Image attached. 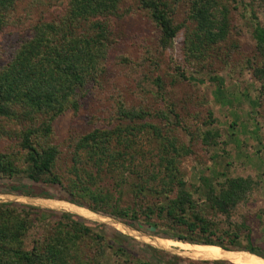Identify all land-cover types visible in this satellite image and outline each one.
I'll list each match as a JSON object with an SVG mask.
<instances>
[{
	"label": "rangeland",
	"instance_id": "1",
	"mask_svg": "<svg viewBox=\"0 0 264 264\" xmlns=\"http://www.w3.org/2000/svg\"><path fill=\"white\" fill-rule=\"evenodd\" d=\"M219 1L224 4L229 24L222 41L208 44L189 17L187 0H180L169 13L172 25L178 28L162 47L159 28L148 11L137 0H117L115 15L102 19L107 41L105 56L94 70V81L88 83L76 110H64L51 122L49 141L58 150L52 169L60 185L46 186L49 194L65 198L63 187L72 181L82 182L89 172L94 179L90 189L108 193L112 203L134 210L138 218L132 223L141 230L128 227L142 236L175 240L172 236L181 232L187 237H201L197 228L190 231L157 217L155 211L148 222L143 220L148 211L145 206L152 207L162 199L157 193L166 185L161 182L166 179L161 165L165 158L172 157L195 202V211L214 223L208 238L229 245L225 232L236 228L239 247L246 245L248 233L250 244L264 254V75H254L253 71L264 57L255 50L249 20L252 12L263 23V10L258 0ZM65 9L66 0H12L2 13L6 23L0 30V65L31 37L34 25L57 23ZM77 26L76 32L84 28L82 32L91 33L88 24ZM121 110L128 114L120 116ZM2 123L7 129L20 128L7 121ZM92 129L112 133L108 148L122 152V174L117 170L108 172L104 166L96 174L93 158L83 149H78L72 159L74 141ZM119 129L123 140L120 144L115 139ZM206 129L216 131L217 140L223 144L204 141ZM6 144V140H0V150ZM235 176L254 181L245 200L229 209L227 215L210 208L197 188L200 178H207L216 188L225 178ZM10 181L28 182L18 177ZM7 182L0 179V202L43 208L20 201L19 194L4 192ZM139 186H143L142 193L137 192ZM174 195L175 188L168 193L169 197ZM57 218L49 214L42 222H34L23 239L24 249H29L34 239L50 234ZM102 224L106 241H121L146 264H171L169 255L180 258L176 264H230L225 258H211L224 260L213 263L202 261L203 255L198 253L167 252ZM236 250L243 251L238 247ZM240 251L228 252L239 261L253 262L249 254Z\"/></svg>",
	"mask_w": 264,
	"mask_h": 264
},
{
	"label": "trees",
	"instance_id": "2",
	"mask_svg": "<svg viewBox=\"0 0 264 264\" xmlns=\"http://www.w3.org/2000/svg\"><path fill=\"white\" fill-rule=\"evenodd\" d=\"M179 1L172 0L168 3L167 0H137L138 5L148 11L159 28V43L162 47L167 45L178 28L177 25H172L169 13ZM11 2L12 0H0V30L6 23L2 13L9 8ZM258 2L263 10V23L251 12L250 35L257 54L263 58L264 0ZM187 3L189 17L195 22L203 39L208 44L222 41L229 30L222 1L187 0ZM116 7L117 0H66L65 13L57 23L34 25L31 37L20 43L8 60L0 65V140L7 141L6 146L0 150V179L8 180L4 185L7 188L4 192L65 200L141 230L132 223L138 218L133 209L112 203L108 193L90 189L89 185L93 184L94 179L88 171L82 182L72 181L69 186L63 187L67 194L65 198L49 194L46 190V186L60 185L59 178L52 169L58 150L49 141L51 122L64 110H76L88 83L94 81V70L105 56L107 41L102 19L115 15ZM79 24H88L91 33L87 35L82 32L84 28L76 32ZM253 71L254 75H264V62ZM120 113V116L128 114L122 110ZM3 121L19 125L20 128H4ZM119 132L120 129L115 139L120 144L123 140L120 139ZM110 134L112 133L104 129H92L80 136L74 141L72 159L78 149H83L89 158H93L96 174L104 170L103 166L108 172L117 170L122 174L124 164L119 161L122 159V152L108 148ZM218 138L216 131L205 130L204 141L223 144ZM168 143L171 144V141ZM171 146L173 147L172 144ZM161 166L166 178L161 179V182L166 185L163 186L164 190L157 192L162 195L160 203L152 207L145 206L149 212L144 213L145 222H148L149 216L155 211L157 217L172 220L190 231L197 228L202 233L201 237L192 238L178 232L172 236L175 240L214 244L226 250L238 247L264 259V254L256 251L250 244L248 233L245 235V246L239 247L236 244V228H232L228 234L225 232L230 238L229 245L209 239L214 223L195 211V202L186 189L184 180L179 177L175 160L172 157L165 158ZM15 177L28 182H11ZM253 185L254 181L250 177L235 176L225 178L215 188L207 178L201 177L197 188L202 190L204 201L210 208L227 215L229 209L245 200ZM174 188L175 195L169 197L168 193ZM142 191L143 186H139L137 192ZM49 214L58 216L50 234L42 239H34L30 248L24 249L23 239L28 229L34 222L45 220ZM125 218L128 219L125 221ZM101 228L102 223L84 221L69 213L16 202H0V264L147 263L135 258L121 241H106ZM169 258L172 259L171 264L180 261L176 255H169ZM201 259L213 263L224 261L203 256ZM245 262L260 264L256 260Z\"/></svg>",
	"mask_w": 264,
	"mask_h": 264
},
{
	"label": "bare ground",
	"instance_id": "3",
	"mask_svg": "<svg viewBox=\"0 0 264 264\" xmlns=\"http://www.w3.org/2000/svg\"><path fill=\"white\" fill-rule=\"evenodd\" d=\"M19 199V196H18ZM20 201H23L25 203H29L35 206L47 208L50 210L55 211H63L68 212L71 214H74L78 217L88 219V220H96L98 222L106 223L114 228L118 229L119 231L130 233L135 238H137L140 241L148 242L150 244H155L157 247L162 248L163 250H167V252H173V253H179V252H192V253H198L200 255L210 257V258H225L227 259L231 264H247L242 261H239L231 256V254L226 251V249H222L220 247L215 246L214 244H191V243H183L182 241H175L170 239H162L157 237H144L142 236L139 231H136L134 229H131L130 227H127L123 225L120 222L114 221L106 216H102L98 213H95L93 211L88 210L87 208L80 207L79 205H75L71 202H67L64 200L59 199H49V198H38V197H26L21 196ZM144 235V234H143ZM147 236V235H146ZM241 253H247L246 251H240ZM250 255V257L256 261H258L260 264H264L263 260H260L258 257H256L254 254L247 253Z\"/></svg>",
	"mask_w": 264,
	"mask_h": 264
},
{
	"label": "water",
	"instance_id": "4",
	"mask_svg": "<svg viewBox=\"0 0 264 264\" xmlns=\"http://www.w3.org/2000/svg\"><path fill=\"white\" fill-rule=\"evenodd\" d=\"M21 196H25V195H21ZM29 197H34V196H29ZM49 199H54V198H49ZM65 201V200H64ZM124 225V224H123ZM128 227V226H127ZM132 229V228H131ZM177 241H179V240H177ZM183 243H188V242H183ZM192 244V243H191ZM227 251H240V250H227ZM244 251H246V250H244ZM247 253H250V252H248V251H246ZM254 255H256V254H254ZM256 256H258V255H256ZM258 257H260V256H258ZM261 259H263L262 257H260ZM264 260V259H263Z\"/></svg>",
	"mask_w": 264,
	"mask_h": 264
}]
</instances>
